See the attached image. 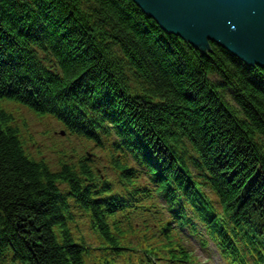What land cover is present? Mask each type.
<instances>
[{"label": "trees", "instance_id": "trees-1", "mask_svg": "<svg viewBox=\"0 0 264 264\" xmlns=\"http://www.w3.org/2000/svg\"><path fill=\"white\" fill-rule=\"evenodd\" d=\"M0 89L71 138L28 152L0 110V264H110L139 248L140 262L186 261L151 233L159 199L220 252L236 243L264 264L263 69L198 51L130 0H0ZM83 148H110L114 185H98ZM80 211L94 248L70 232Z\"/></svg>", "mask_w": 264, "mask_h": 264}, {"label": "water", "instance_id": "water-1", "mask_svg": "<svg viewBox=\"0 0 264 264\" xmlns=\"http://www.w3.org/2000/svg\"><path fill=\"white\" fill-rule=\"evenodd\" d=\"M162 31L202 53L210 43L264 70V0H131Z\"/></svg>", "mask_w": 264, "mask_h": 264}, {"label": "rangeland", "instance_id": "rangeland-1", "mask_svg": "<svg viewBox=\"0 0 264 264\" xmlns=\"http://www.w3.org/2000/svg\"><path fill=\"white\" fill-rule=\"evenodd\" d=\"M129 81H131V80H129ZM211 81L214 82V83H216L218 81V79L216 81L214 78H211ZM14 108H15V115H16V117L19 118L20 122H22V123L24 122L26 124L27 130H30L32 132L33 139L37 140V144H39L40 141L48 144L46 141H44L43 139H41V134H40L41 132L40 131L41 130H55L54 129L55 127L54 126H51V123H49L46 120H41V119H39V118H37V117H35L33 115L28 114V112L25 109H23V108H20V107H14ZM261 146H262V149H263V152H264V142H262V145ZM259 147H260V145H259ZM208 264H213V263H208Z\"/></svg>", "mask_w": 264, "mask_h": 264}, {"label": "bare ground", "instance_id": "bare-ground-1", "mask_svg": "<svg viewBox=\"0 0 264 264\" xmlns=\"http://www.w3.org/2000/svg\"><path fill=\"white\" fill-rule=\"evenodd\" d=\"M145 15V14H144ZM146 16V15H145ZM148 18V17H147ZM159 27V26H158ZM160 28V27H159ZM50 123H51V126H56V123L54 122V121H50ZM55 129V128H54ZM78 146H81V143H76ZM81 151H82V149H81ZM83 152V151H82Z\"/></svg>", "mask_w": 264, "mask_h": 264}]
</instances>
